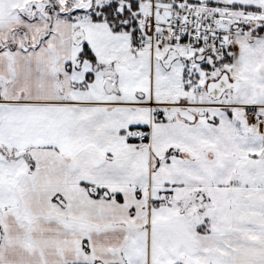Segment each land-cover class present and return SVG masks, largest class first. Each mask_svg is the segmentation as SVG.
Here are the masks:
<instances>
[{"label":"snow or ice","instance_id":"1","mask_svg":"<svg viewBox=\"0 0 264 264\" xmlns=\"http://www.w3.org/2000/svg\"><path fill=\"white\" fill-rule=\"evenodd\" d=\"M0 264H264V0H0Z\"/></svg>","mask_w":264,"mask_h":264}]
</instances>
